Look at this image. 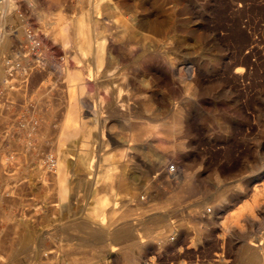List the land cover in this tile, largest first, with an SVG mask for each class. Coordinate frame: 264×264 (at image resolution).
I'll return each mask as SVG.
<instances>
[{
  "label": "rangeland",
  "instance_id": "rangeland-1",
  "mask_svg": "<svg viewBox=\"0 0 264 264\" xmlns=\"http://www.w3.org/2000/svg\"><path fill=\"white\" fill-rule=\"evenodd\" d=\"M13 1L0 3V39L14 48L0 44V264H251L264 248V0ZM80 19L105 36L97 69L92 49L61 39ZM157 60L177 74L165 67L155 85L145 65ZM56 66L82 69L98 108L84 107L89 133L64 142L73 91ZM147 126L157 133L142 145ZM96 208L111 231L117 218L133 230L102 246L86 238Z\"/></svg>",
  "mask_w": 264,
  "mask_h": 264
},
{
  "label": "bare ground",
  "instance_id": "bare-ground-1",
  "mask_svg": "<svg viewBox=\"0 0 264 264\" xmlns=\"http://www.w3.org/2000/svg\"><path fill=\"white\" fill-rule=\"evenodd\" d=\"M93 1V0H92ZM0 3L2 4L3 6V9L5 10H12L14 7L13 5L15 4V1L13 0H1ZM0 4V5H1ZM100 4V3H99ZM1 7V6H0ZM98 8V3L95 2L94 6H93V10L97 9ZM92 17V16H91ZM92 20V19H91ZM91 24L92 26H97V23H95L94 21H91ZM69 22V21H68ZM67 22V23H68ZM70 23V22H69ZM74 23V24H73ZM72 24L73 25H76L79 29L75 32H73V36H71V34H69L70 31H68L69 27L72 26L71 24L70 25H66V23L64 24L65 26L63 27V30L61 31V39L63 41V43L67 44L69 42H71L73 39L75 42H77L78 44V49L80 50L79 52H86L88 50H93L94 51V54L95 56H93L95 58V61H94V65L97 68H99L100 66H102V63H103V50H104V47H105V40H104V37L101 38V40L99 39H96L93 35H90L87 36V34L83 33L84 29H83V26H86L88 23V21H83L82 19L78 20L77 22H73ZM101 26V25H100ZM82 27V29H81ZM83 30V31H82ZM95 31V30H93ZM3 32V31H1ZM6 32V31H5ZM91 32V31H90ZM104 33V30L102 31ZM82 33L86 36V38H81L82 36ZM88 33V32H86ZM93 33V32H92ZM102 33V34H103ZM7 35V34H6ZM5 35V36H6ZM101 35V34H100ZM4 36V37H5ZM140 36V35H139ZM3 37V38H4ZM84 37V36H83ZM2 38V37H1ZM32 38V37H31ZM34 39V38H33ZM39 39V38H37ZM82 39V41H81ZM2 39H0L1 41ZM152 40V39H151ZM136 41V40H135ZM1 43V42H0ZM4 44V43H1V45ZM7 44V42H6ZM140 44V43H139ZM4 47V45H3ZM171 49V48H170ZM170 51V50H169ZM108 52V51H107ZM166 54V53H165ZM86 55V54H85ZM111 57V56H110ZM26 59V58H25ZM77 63L81 64V61H82V54L79 55V57L77 56ZM84 59V58H83ZM151 59V58H150ZM166 59V58H165ZM30 61V60H29ZM160 61V60H159ZM157 60V62L155 63H151V64H146L145 65V71H146V76H148L150 78L151 81H153L156 84H160L161 82H165V80H168V75H171V78H173L176 74H177V71H176V68L174 67V64L173 62H159ZM17 62V61H16ZM26 62V61H24ZM23 63V61H22ZM30 64V62H28ZM26 62V65L28 64ZM22 65V64H21ZM84 65V64H83ZM25 66V65H24ZM22 67V66H21ZM26 67V66H25ZM58 69H59V66H56ZM79 67V66H78ZM81 67V66H80ZM165 67H167V69H169L168 72V75L166 73L163 72L162 69H164ZM89 68V67H88ZM23 69V68H22ZM85 69V68H84ZM166 69V68H165ZM166 69V70H167ZM241 70V69H240ZM17 71V70H16ZM19 71V70H18ZM236 71V70H235ZM59 73L61 72L68 80L69 82V86L72 87V97H71V101L68 105V112H67V116H66V122H65V126L63 128V133H62V137H61V140L64 142L66 140H70L71 138H73L75 135L79 134V133H83V134H86L87 132L89 133V130H88V127L86 126V121H85V116H84V113H86V110H84V107H87V108H90V110H92V112H89V113H92L96 116L97 115V112H98V108H96V106L93 108L91 106V102L89 101V98L85 97L82 95V93L85 91V87H86V81H85V74L84 72L82 71V69L80 68H70V67H65L63 68L61 71L59 69L58 71ZM166 72V71H165ZM18 73V72H17ZM23 73V72H22ZM14 74H16L14 72ZM20 74V73H19ZM18 74V75H19ZM23 75V74H22ZM87 75V74H86ZM91 75V74H90ZM145 75V74H144ZM16 76V75H15ZM21 76V75H20ZM132 76V75H130ZM88 77V76H87ZM92 78V77H91ZM90 78V79H91ZM128 78V77H127ZM134 78V77H133ZM170 78V79H171ZM250 78V77H249ZM93 79V78H92ZM98 80V79H96ZM132 80V79H131ZM175 80V79H174ZM12 81V80H11ZM150 81V82H151ZM99 82V81H98ZM105 82V81H104ZM149 82V81H148ZM152 83V82H151ZM130 84V83H129ZM141 84V83H140ZM128 85V84H127ZM154 85V86H155ZM117 86V85H116ZM142 86V84L140 85ZM134 87V86H133ZM141 88V87H140ZM121 89V88H120ZM122 90V89H121ZM139 90V89H138ZM141 90V89H140ZM150 90V89H148ZM122 92V91H121ZM120 92V93H121ZM120 93H118L119 95L117 97H120ZM134 93V92H133ZM147 93V92H146ZM132 94V93H131ZM139 93H137L138 95ZM135 95V94H134ZM144 96L145 93L141 94V96ZM146 98V96H144ZM155 98V97H154ZM117 99V98H116ZM125 99V98H124ZM148 99L149 96H148ZM119 100V99H118ZM122 100V99H121ZM132 101V100H131ZM149 101V100H148ZM118 102V101H117ZM116 103V108H117V105L118 103ZM146 102V101H144ZM123 103V102H122ZM121 103V104H122ZM141 103H143V101H141ZM149 103V102H148ZM125 105V104H124ZM131 105V104H130ZM129 106V105H128ZM121 107V106H120ZM118 106V109L121 110ZM131 107V106H130ZM123 108V107H122ZM128 109V108H126ZM100 110V108H99ZM124 110V108H123ZM118 111V110H117ZM122 112V111H121ZM126 112V110H125ZM101 115V114H100ZM183 111L182 110H179L177 112V118H176V121L175 122H171V124L167 125V126H164L165 127V133L167 134L166 136L168 137H173L175 135V133L177 131H180L181 129V126H182V122H183ZM95 116V117H96ZM133 124V123H132ZM166 125V124H165ZM31 129V127H29ZM143 128V127H142ZM156 126H152V127H146L145 129V132H144V136L143 138H138L140 139V143L143 144H148L149 143V136H152V134L154 133H157L156 132ZM141 129V128H140ZM36 130V129H35ZM133 132V131H132ZM141 134V133H140ZM137 139V140H138ZM151 143V142H150ZM141 145V146H142ZM159 145V144H158ZM181 145V144H180ZM163 147V146H162ZM79 153V152H78ZM84 155V154H83ZM88 155V154H87ZM151 155V154H150ZM10 156H11V159H13L15 157V154L14 153H10ZM147 157H150L149 155H146ZM152 162V158H149ZM148 159V160H149ZM51 161V163L53 162V159H49ZM78 161L83 165V162H84V156H81L79 157ZM156 162V161H155ZM153 162L152 164L154 165ZM85 164V163H84ZM157 164V163H156ZM146 166L148 168V164L146 163ZM150 168L152 167L149 166ZM82 168V167H81ZM146 168V169H147ZM153 169L157 168V166L152 167ZM151 168V169H152ZM109 170L106 171V177H112L113 175L115 174H111L110 172H108ZM118 176L117 178V181L119 183V185H124L125 187H129L130 186V182H132L133 178H130L128 177L127 175L125 174H120L119 172H117ZM150 173H151V170H150ZM150 173H147V174H150ZM120 174V175H119ZM66 175H67V171L65 169V167H62L61 169V174H60V188H59V194L61 195V198L62 200L66 198L67 196V193H68V187L66 185ZM145 176V174H144ZM149 176V175H148ZM116 177V176H115ZM147 177V176H146ZM104 182V181H103ZM189 182V181H186V183ZM91 183V182H90ZM93 184V183H92ZM91 184V185H92ZM182 184H185V182H183ZM188 185V184H187ZM186 186V185H184ZM180 189V188H179ZM102 190V189H101ZM184 190V189H183ZM259 191V190H258ZM182 193V192H181ZM130 194V193H129ZM227 194V193H226ZM259 195V193H258ZM226 196V195H225ZM218 198V197H217ZM260 198V197H259ZM129 199V197H127V200ZM224 200H227L224 198ZM102 202H104V200H102ZM101 206V205H100ZM222 207V204L218 205V209H220ZM108 208V207H106ZM110 208V207H109ZM216 208V209H217ZM97 209V208H96ZM95 209V210H96ZM249 209H251V207L249 206ZM100 209H97V211L95 212V214H92L89 217L85 218V220L81 223V227H83L84 231L87 232V234H85L86 238L88 237V239H93L94 242L96 243V241L99 242V245H105V240L109 239L110 237L112 236H117L119 238H125L126 236L129 235V233L133 230V227H131V225L129 224V222H123L121 223L120 221L118 222V218L117 219H114L113 221V224H115V227L114 228L115 230H112L111 231V224H108L107 222H105L103 220V217H101L100 215V212H99ZM114 210V209H113ZM253 211V210H252ZM109 212V211H108ZM113 212V211H111ZM105 213V212H104ZM84 219V218H83ZM120 219V218H119ZM161 219H166V216H162ZM160 220V219H159ZM161 220V221H162ZM112 221V220H111ZM121 223V225H119ZM79 225V223H78ZM113 227V226H112ZM127 227H130L132 230H129ZM82 229V228H81ZM135 233V232H134ZM132 234V233H131ZM136 234V233H135ZM165 234V233H164ZM133 235V234H132ZM237 236V235H236ZM131 237V236H130ZM167 234L163 235V239L165 240L166 239ZM86 241H88L86 239ZM91 242V241H90ZM254 246H260L259 244L261 243H250ZM135 246V245H133ZM137 247H141V244H137ZM144 247V246H143ZM256 248V247H255ZM137 249V248H136ZM264 249V248H263ZM262 248L261 249H258L257 250H253V251H250L249 252V255L247 256L250 260V263L251 264H264L263 263V250ZM139 250V249H138ZM247 250V248H246ZM140 252V251H139ZM247 252V251H245ZM136 260V259H135ZM134 262V261H133ZM135 263H137L135 261Z\"/></svg>",
  "mask_w": 264,
  "mask_h": 264
},
{
  "label": "crops",
  "instance_id": "crops-1",
  "mask_svg": "<svg viewBox=\"0 0 264 264\" xmlns=\"http://www.w3.org/2000/svg\"><path fill=\"white\" fill-rule=\"evenodd\" d=\"M1 1V0H0ZM9 11V10H8ZM1 43H4L3 45H6L7 46V48L9 49V50H13L14 48H13V46H11L10 47V44H9V41L8 40H6V39H4V40H1L0 41ZM6 42H7V44H6ZM0 43V44H1ZM4 64H2V60H0V67H2ZM12 143V145L16 148L18 145H16V143L13 141V142H11ZM20 146V145H19ZM11 152H15V150H13V151H11ZM10 152V153H11Z\"/></svg>",
  "mask_w": 264,
  "mask_h": 264
},
{
  "label": "built area",
  "instance_id": "built-area-1",
  "mask_svg": "<svg viewBox=\"0 0 264 264\" xmlns=\"http://www.w3.org/2000/svg\"><path fill=\"white\" fill-rule=\"evenodd\" d=\"M169 168H170L171 171H175V170H176V166H175V164H171V165L169 166Z\"/></svg>",
  "mask_w": 264,
  "mask_h": 264
}]
</instances>
